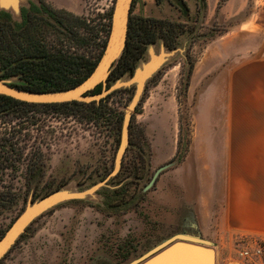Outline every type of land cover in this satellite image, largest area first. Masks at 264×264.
I'll use <instances>...</instances> for the list:
<instances>
[{"label":"rangeland","instance_id":"1","mask_svg":"<svg viewBox=\"0 0 264 264\" xmlns=\"http://www.w3.org/2000/svg\"><path fill=\"white\" fill-rule=\"evenodd\" d=\"M76 1L20 0L17 8H0V80L17 89L40 84L60 92L74 88H67L70 81L56 85L55 79L70 80V73L48 57L60 51L86 55L97 66L116 0H78L76 11L59 9ZM158 10L160 20L182 26L170 48L173 55L139 97L135 85L115 88L129 82L133 70L109 81L110 73L107 84L99 85L102 91L93 94L110 91L103 97L112 96L109 106L123 117L131 112L126 143L124 120L119 132L109 122L88 123L81 113L71 115V109L18 100L22 104L0 106V243L30 204L58 193L80 196L58 202L35 219L0 264H131L179 235L208 241L196 228L182 186L193 151L206 159L209 144L222 147L226 132L241 129L246 92L240 89L238 68L228 74L223 66L209 64L208 49L221 28L185 18L175 8ZM153 12L148 9V17L155 19ZM165 36L155 43L157 54L167 45ZM22 61H46L52 71L40 75L42 80L34 79L33 71L27 79L5 74L15 73ZM247 97L252 98L249 125L255 118L254 91ZM250 241L236 239L221 251L211 246L216 264H243L240 254L246 248H260L263 254L250 264H264V241Z\"/></svg>","mask_w":264,"mask_h":264},{"label":"crops","instance_id":"2","mask_svg":"<svg viewBox=\"0 0 264 264\" xmlns=\"http://www.w3.org/2000/svg\"><path fill=\"white\" fill-rule=\"evenodd\" d=\"M184 1L192 21L197 17L206 27L221 28L212 40L215 46H209V64L223 66L228 74L238 68L240 89L246 92L241 100V129L226 132L223 139L228 141L222 147L209 144L206 159L193 151L191 172L182 186L185 200L196 228L216 250L236 239H248L254 245L264 241V0H206L205 6L201 0ZM78 6L77 0L59 9L76 11ZM174 8L181 11L171 0H136L132 15L150 18L147 11L151 9L150 16L156 19L158 9ZM248 91H254L255 101V118H250L249 125L247 108L252 98L247 97Z\"/></svg>","mask_w":264,"mask_h":264},{"label":"water","instance_id":"3","mask_svg":"<svg viewBox=\"0 0 264 264\" xmlns=\"http://www.w3.org/2000/svg\"><path fill=\"white\" fill-rule=\"evenodd\" d=\"M134 0H116L111 32L105 51L101 60L89 75V77L80 85L63 90L60 92H31L14 88L4 81L0 80V95H4L15 100L39 105H54L65 103H92L100 101L110 91H104L102 95H93V92L100 84L106 85L108 77L115 63L121 58L124 49L127 46V36L129 29V21L131 15L132 4ZM184 14L185 18H189L190 10L184 0H171ZM20 0H0V8L7 10L9 8H17ZM164 44V43H163ZM154 44L149 45L146 50L148 59H141L136 68L131 72V80L129 82L119 83L115 88L129 87L135 85L137 87L136 96L139 97L144 90L145 84L156 75L163 65L173 55L170 48L166 44L157 54L154 50ZM136 101L131 105L130 109H134ZM131 112L128 111L123 122L124 143L129 133V125L131 121ZM167 167L161 169L160 172L166 170ZM80 196H73L66 193H58L43 199L42 201L30 204L24 214L16 221L10 231L0 243V260L16 243L21 234L32 222L49 210L58 202ZM211 243L201 238L179 235L160 246L156 247L140 259L131 264H216V252L211 248Z\"/></svg>","mask_w":264,"mask_h":264},{"label":"trees","instance_id":"4","mask_svg":"<svg viewBox=\"0 0 264 264\" xmlns=\"http://www.w3.org/2000/svg\"><path fill=\"white\" fill-rule=\"evenodd\" d=\"M157 2L161 3V0H157ZM201 2L203 6L206 5V0H201ZM134 3L135 0L133 4ZM132 13L133 10H131L126 49L121 58L118 60L117 64H115L111 72L109 81L111 79H115L124 75L128 71L134 70L139 61L143 59L147 47L151 44L156 43L158 37L166 35V43L169 48H174V43L177 38H179L180 33L178 32V30L182 27L180 24H177L174 21L169 22L166 20H157L153 18L136 17L132 16ZM104 43L102 47H104ZM60 53V55L55 54L51 58H48L50 59V61L52 60L55 63L56 67L60 65V68L58 69H64L66 72L70 73V85L67 88L77 86L87 75L92 72L96 65V62L92 61L86 55H68L64 54L62 51H60ZM39 65V71L41 75H44V73L45 75L49 74V71L52 69L49 62H41ZM55 80L57 81L58 79ZM59 90L60 88L56 87L55 89H51L45 92H55ZM101 91L102 86H99L91 93L96 94L100 93ZM31 92L45 93L44 91ZM111 98L112 96H108L101 99L99 102H73L65 104L45 105V107L54 109H71V115H78L79 113H81L80 115L85 118L84 121L88 123H100L106 121L109 122V125L113 124L114 126H116V128H118V131L120 132L122 122L124 120L123 113L109 106ZM8 102L22 104L10 97L0 95V106H4V104ZM32 107H37V105H32Z\"/></svg>","mask_w":264,"mask_h":264},{"label":"flooded vegetation","instance_id":"5","mask_svg":"<svg viewBox=\"0 0 264 264\" xmlns=\"http://www.w3.org/2000/svg\"><path fill=\"white\" fill-rule=\"evenodd\" d=\"M22 33H23V35L26 34L24 31ZM44 62H46V61H44ZM30 63L33 65L32 68H28V66L30 65ZM39 64H40V61H39V63L36 62V61H30V62L29 61H22L19 65H17V68H16L15 73L6 72L5 74H7L8 76L9 75H15V74L16 75H21V76H19L20 78L27 79V75L26 74L28 73V71L29 72L30 71H33L34 73H33V76L32 77H34V79H35V76H37V79H41L42 80L43 78L40 76L41 73L39 71V66H40ZM67 81H69V80H65L64 79V81L62 82L60 80V78H58V80L56 82L57 83L56 85H59L60 86L62 84H65ZM20 89L26 90V91H44L45 92V91L51 90L52 87L46 86V85H40V84H30V85L27 84L26 86L23 85L22 87H20Z\"/></svg>","mask_w":264,"mask_h":264},{"label":"built area","instance_id":"6","mask_svg":"<svg viewBox=\"0 0 264 264\" xmlns=\"http://www.w3.org/2000/svg\"><path fill=\"white\" fill-rule=\"evenodd\" d=\"M263 251L260 248H246L243 252H241L240 256L244 260L243 264H250V262H254L253 259L257 257H261Z\"/></svg>","mask_w":264,"mask_h":264}]
</instances>
